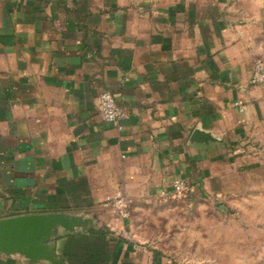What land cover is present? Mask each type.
Here are the masks:
<instances>
[{
  "label": "crops",
  "instance_id": "1",
  "mask_svg": "<svg viewBox=\"0 0 264 264\" xmlns=\"http://www.w3.org/2000/svg\"><path fill=\"white\" fill-rule=\"evenodd\" d=\"M259 60L264 0H0V222L91 220L51 237L61 264H167L136 212L177 196L178 180L221 196L246 168L239 151L264 144ZM103 92L119 124L103 121ZM197 130L215 141L193 142ZM0 264L53 263L0 252Z\"/></svg>",
  "mask_w": 264,
  "mask_h": 264
},
{
  "label": "rangeland",
  "instance_id": "2",
  "mask_svg": "<svg viewBox=\"0 0 264 264\" xmlns=\"http://www.w3.org/2000/svg\"><path fill=\"white\" fill-rule=\"evenodd\" d=\"M249 145L238 153L249 164L229 175L221 196L143 205L135 216L142 241L172 264H264V144Z\"/></svg>",
  "mask_w": 264,
  "mask_h": 264
},
{
  "label": "water",
  "instance_id": "3",
  "mask_svg": "<svg viewBox=\"0 0 264 264\" xmlns=\"http://www.w3.org/2000/svg\"><path fill=\"white\" fill-rule=\"evenodd\" d=\"M192 141L208 144L215 140L210 134L197 130L192 136ZM82 228L93 229V222L89 219L65 215L8 218L0 222V252H21L36 261L45 260L53 264H61L56 260L55 251L50 246L51 237L57 231L76 234Z\"/></svg>",
  "mask_w": 264,
  "mask_h": 264
},
{
  "label": "built area",
  "instance_id": "4",
  "mask_svg": "<svg viewBox=\"0 0 264 264\" xmlns=\"http://www.w3.org/2000/svg\"><path fill=\"white\" fill-rule=\"evenodd\" d=\"M251 84L253 86H264V60H259L256 62L253 70V75L251 79ZM241 111H245L244 104L238 102L235 104ZM99 112L102 116L104 122L109 124H119L126 117L124 109L119 105L113 94L110 92H103L99 97ZM244 153L243 150L239 151ZM174 194L177 196L186 195L189 192L188 184L183 180H178L173 186ZM110 203L116 208L118 215L122 219H128L130 217L128 204L122 196H118ZM167 264H172L168 262Z\"/></svg>",
  "mask_w": 264,
  "mask_h": 264
}]
</instances>
